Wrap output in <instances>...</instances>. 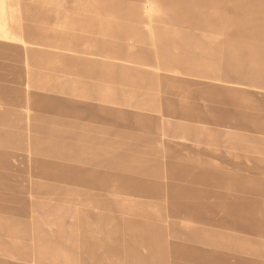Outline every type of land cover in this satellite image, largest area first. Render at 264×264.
<instances>
[{"label": "rangeland", "instance_id": "374dc122", "mask_svg": "<svg viewBox=\"0 0 264 264\" xmlns=\"http://www.w3.org/2000/svg\"><path fill=\"white\" fill-rule=\"evenodd\" d=\"M0 264H264V0H0Z\"/></svg>", "mask_w": 264, "mask_h": 264}, {"label": "bare ground", "instance_id": "6f19581e", "mask_svg": "<svg viewBox=\"0 0 264 264\" xmlns=\"http://www.w3.org/2000/svg\"><path fill=\"white\" fill-rule=\"evenodd\" d=\"M208 88V87H207Z\"/></svg>", "mask_w": 264, "mask_h": 264}]
</instances>
